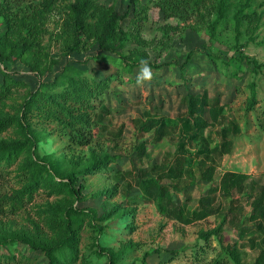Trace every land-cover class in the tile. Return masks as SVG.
<instances>
[{
	"label": "rangeland",
	"instance_id": "1",
	"mask_svg": "<svg viewBox=\"0 0 264 264\" xmlns=\"http://www.w3.org/2000/svg\"><path fill=\"white\" fill-rule=\"evenodd\" d=\"M19 1L21 4L12 0L8 16L12 12L21 16L25 8L32 9L31 6L41 3V0ZM127 1L99 0L98 3H114L122 9ZM217 1L206 0L210 6L205 15L192 16L185 21L174 17L165 19L159 8L153 5L154 1L140 0L141 5L150 6L145 13L147 18L141 21L143 26L139 31L134 27L137 20L128 18L124 21L131 39L123 51L128 53L143 48L149 59L161 66L148 65L152 75L139 83L137 77L142 65L122 78H115L119 67L112 58H118L119 54L101 51L93 39L84 50L65 55L66 44L71 41L63 12L68 0H58L50 9L41 7L33 12L42 22L36 51L55 61L42 78L23 61L29 53L19 59L13 52L12 57L4 61L0 59V70L6 69L23 83L17 92L0 104V118L18 116L24 96L35 91L40 82L55 78L67 65L82 68L86 79L107 80L108 87L94 100L97 108H84L83 104L70 102L65 103L66 111L61 113L66 123L78 118L83 120L85 116L93 120L96 134L91 144L71 142L58 128L59 121L44 123L35 117L29 120L42 132L37 155L57 161L63 171L79 168L90 159L110 154V157L106 155L103 167L80 175L84 185L82 197L80 200L70 198L75 206L95 207L102 212L121 205L123 211L132 212L126 224H119L116 216L99 220L101 224H107L100 234L85 224L81 229L77 264H85L82 258L94 264L105 263L108 260L106 255L101 257L96 252L100 245L117 250L131 244L122 260L128 264H139L145 252L152 254L147 257L146 264H236L231 249L236 250L243 264H254L264 250L261 241L264 218L252 219L251 205L260 187L264 186V0L251 1L246 15L241 18L239 32L232 16L247 0H228L229 16L212 34L211 24L216 16L213 6ZM5 2L0 0V4ZM4 17L0 14V36L6 30ZM34 23L38 26L39 20ZM170 26L174 28L166 36L164 30ZM26 30L23 24L17 23V29L9 35L17 38ZM135 30L137 32L133 34ZM139 39L145 42L140 43ZM190 52L193 53L188 60ZM214 54L227 55L222 58ZM233 55L244 56V59L228 64L226 60ZM253 88L256 100L252 103ZM190 95L206 97L202 116L208 125L187 132L184 120L188 115ZM214 108L221 110L218 121L212 118ZM151 118L163 119L164 128L159 132L156 127L143 130L142 124ZM224 128H227V134H224ZM17 131L15 124L7 126L0 132V140L23 139ZM225 141H228L229 151L219 153ZM143 142L147 149L142 153L138 146ZM180 154L189 159L182 175L177 179L164 175ZM16 168L14 163L4 170L6 178L0 181V197L13 194L20 186ZM208 169L213 171L211 180L203 177ZM228 171L247 176L245 191L239 192L234 187L231 196L222 193L221 179ZM138 178L154 179L166 186V208L171 207L166 203L170 199L173 205L184 207L191 214L200 209L202 197L211 196L218 213L193 224H183L162 210L156 201L144 196ZM65 197L62 193L40 189L33 201L16 213L7 211L9 214L0 218V225L25 226L34 230L33 222L42 225L44 216L51 214L50 205L59 204ZM232 198L234 203H231ZM44 226L46 232H52L47 224ZM208 232H212L208 239L201 238ZM158 247L180 253H157ZM18 248L15 260L4 258L1 264H47L44 253L31 251L22 244ZM0 251L7 253L3 247Z\"/></svg>",
	"mask_w": 264,
	"mask_h": 264
},
{
	"label": "trees",
	"instance_id": "2",
	"mask_svg": "<svg viewBox=\"0 0 264 264\" xmlns=\"http://www.w3.org/2000/svg\"><path fill=\"white\" fill-rule=\"evenodd\" d=\"M0 4V9L4 10L0 14L4 15L6 21V30L0 36V59L4 61L7 57H12L15 52L16 58H22L24 53H29L28 57L23 58L31 70L39 77H43L47 70H50L55 63L53 59H49L45 53L36 51L38 48L37 35L40 34L42 22L40 17L36 14L35 9L41 8L50 9L58 0H41L40 5L35 4L31 6L32 9L25 8L23 14L18 16V12H12L10 16V6L12 0ZM16 0H13L15 2ZM20 4L21 1L17 0ZM154 1V6L164 14L165 19L179 18L188 20L192 16L203 17L205 11L209 9L210 3L206 0H149ZM252 0H247L241 4L232 18L236 20V29L239 32L241 25V18L246 15L245 11L251 6ZM99 0H68L65 4L63 12L65 19L69 26L68 36L71 41L66 44L65 55H70L73 52H79L87 48L90 44V39L99 45L101 51L119 54L118 58H112L118 64L119 72L114 74L115 78H122L125 73H132L135 67L146 62L147 65L153 67H160V64L152 62L149 56L142 49H135L124 53L123 49L130 41L131 33L125 29L124 21L128 18L137 20L134 23L136 29L141 30L143 26L141 21L147 16V7L141 5L140 0H128L126 5L121 9L115 4L107 5L98 3ZM216 16L211 24V33H215V29L220 22L227 18L230 13V5L228 0H218L213 6ZM20 11V10H19ZM31 12V13H29ZM29 14H32L28 19ZM36 19L39 20V25L34 23ZM17 23L23 24L26 27V32L19 35L17 38H12L9 32L17 29ZM173 26L164 30V34L169 36L170 30ZM169 29V30H168ZM137 30L133 34H135ZM137 36V35H135ZM140 43L143 41L139 39ZM145 42V41H143ZM8 49V52L5 49ZM190 52L187 56L189 60L192 57ZM211 54V53H210ZM216 57L226 56L225 54H214ZM107 57L111 58L109 55ZM226 60L228 64H234L237 60L241 61L244 56H230ZM83 69L76 65H67L62 72L55 78L47 82H40L35 91L28 92L19 105V115L13 117L0 118V132L6 129L9 125H16L19 135L23 139L0 140V181L5 180L4 170L14 163L17 164V175L20 186L13 194L0 197V218L5 217L7 211L16 213L17 210L24 207L27 203L33 201L36 193L40 189H49L54 193H62L66 197L64 201L56 205H50L49 216H44L43 224L38 221L34 223V230L28 227L11 226L6 227L0 225V248L7 250L6 254L0 251V264L3 259L15 260L18 256L16 251L19 245L28 246L31 251L42 252L46 256L47 264H77L79 262V241L81 238V229L85 224L94 228L97 233H103L107 224H101L99 220H106L112 216L119 224L128 223V219L132 212L123 211L121 205H115L111 209L100 212L95 207H78L74 205V200H80L81 190L84 185L81 183L80 175L92 173L95 168L103 167L106 163V155L98 158L88 160L79 168H74L70 171H63L57 165L58 162L52 158H41L37 155V145L41 139V130L36 129L29 122L33 117L42 120V122H50L52 120L59 121L58 125L63 133L67 134V138L77 145L91 144L95 138V123L93 120L85 116V119L63 122L61 113L66 111L65 103H80L84 108H97L94 100L98 99L104 89L108 87L107 80L93 77L86 79L83 76ZM237 73V72H236ZM0 104L4 103L13 93L17 92L21 81L13 78L10 72L6 69L0 70ZM113 77V78H114ZM112 78V79H113ZM111 80V79H110ZM256 91L253 88L252 103L255 102ZM93 100V102H92ZM207 104L206 97L190 95L188 115L184 120V127L187 132L200 130L208 125V122L203 118L204 106ZM104 111V107H102ZM220 108H214L212 118L218 121L220 115ZM75 117V116H74ZM73 117V118H74ZM49 120V121H48ZM165 124L163 119L151 118L142 124V129L150 131L156 127V132L161 131ZM224 134H227V128H224ZM194 136V135H193ZM228 141L222 144L219 153H226L229 151L227 147ZM143 153L147 149L145 142L138 146ZM215 151V150H214ZM21 158V159H20ZM20 160V161H19ZM174 164L167 168L166 173L171 178H179L185 168V164L189 159L185 154H180L174 159ZM101 171V170H99ZM203 177L211 180L213 178V171L206 170ZM150 179V178H149ZM247 176L242 173L225 172L221 179V190L224 195L231 196L233 188H237L239 192L245 191L247 188L245 180ZM144 196L153 199L159 204V207L171 214L183 224H193L197 221L205 219L213 214L218 213L214 207L213 198L205 196L201 198L200 209L193 211L191 214L187 213L184 207L173 205L172 200L167 199V205L171 207L166 208L165 199L167 189L165 185H161L156 180H141L137 179ZM252 187V186H251ZM215 190V189H214ZM252 195V193L250 194ZM249 195V196H250ZM71 198V199H70ZM8 199V200H6ZM235 199H231L234 203ZM6 204L9 205L6 207ZM252 218H264V186L260 187L259 194L252 199ZM1 222V220H0ZM45 224L51 228V233L45 231ZM216 231V230H215ZM213 231V234L216 232ZM50 234V237H49ZM212 232L203 234L201 238L208 239ZM261 241L264 243V236ZM98 246V243L96 244ZM131 244L125 247L114 249L105 246H98L97 254L103 257L106 255L107 259L103 264H128L122 263ZM132 247V246H131ZM185 248V247H184ZM155 252H171L172 254H179L178 250H169L165 247L156 248ZM152 255L151 252H145L139 264H146L147 257ZM231 255L236 264H243L236 250L231 249ZM83 262L85 264H94L87 258ZM9 261V260H8ZM132 264H136L133 262ZM254 264H264V250H262L254 262Z\"/></svg>",
	"mask_w": 264,
	"mask_h": 264
},
{
	"label": "clouds",
	"instance_id": "3",
	"mask_svg": "<svg viewBox=\"0 0 264 264\" xmlns=\"http://www.w3.org/2000/svg\"><path fill=\"white\" fill-rule=\"evenodd\" d=\"M152 73L150 71L149 66L147 65L146 62H142V67L141 70L138 74L137 81L142 82L145 79H149L151 77Z\"/></svg>",
	"mask_w": 264,
	"mask_h": 264
},
{
	"label": "crops",
	"instance_id": "4",
	"mask_svg": "<svg viewBox=\"0 0 264 264\" xmlns=\"http://www.w3.org/2000/svg\"><path fill=\"white\" fill-rule=\"evenodd\" d=\"M252 219H253V218H252ZM263 236H264V233H263ZM263 236H262V237H263ZM261 239H262V238H261ZM255 261H256V260H255Z\"/></svg>",
	"mask_w": 264,
	"mask_h": 264
}]
</instances>
